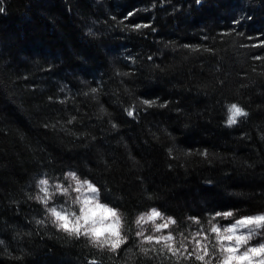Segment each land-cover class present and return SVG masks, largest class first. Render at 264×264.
I'll return each mask as SVG.
<instances>
[{"label":"trees","instance_id":"1","mask_svg":"<svg viewBox=\"0 0 264 264\" xmlns=\"http://www.w3.org/2000/svg\"><path fill=\"white\" fill-rule=\"evenodd\" d=\"M0 9V264L123 260L33 224L42 210L25 192L43 170L88 176L129 225L150 207L177 233L205 232L219 213L264 212V0ZM226 100L249 113L230 129ZM155 248L135 264H203Z\"/></svg>","mask_w":264,"mask_h":264},{"label":"clouds","instance_id":"2","mask_svg":"<svg viewBox=\"0 0 264 264\" xmlns=\"http://www.w3.org/2000/svg\"><path fill=\"white\" fill-rule=\"evenodd\" d=\"M3 11V9H0ZM222 124L233 128L249 115L248 111L238 102L225 101L223 104ZM32 191L25 196L40 206L41 216H33V224L40 229H53L65 241H84L87 248L98 253L124 256L120 264H135L138 255L148 258L149 253L156 251L155 246L148 247L154 235L166 225V217L160 209L150 207L137 212L129 225L128 213L103 199L101 188L88 176L72 168L62 173L50 174L43 170L34 174L30 185ZM233 212L219 213L228 218ZM208 231L215 233L210 258L206 250L203 255L197 253L196 259L203 264H264V212H256L250 216L235 219L232 225L220 223L210 224ZM50 236L52 233H48ZM14 234V239L19 237ZM130 236L135 237V244H129ZM164 240L162 247L171 248L175 238L169 234L157 238V243ZM259 240L258 243L253 241ZM181 248L184 247L180 241ZM0 248L7 251V242L0 239ZM175 253L176 249L171 248ZM89 264H99L97 259Z\"/></svg>","mask_w":264,"mask_h":264},{"label":"rangeland","instance_id":"3","mask_svg":"<svg viewBox=\"0 0 264 264\" xmlns=\"http://www.w3.org/2000/svg\"><path fill=\"white\" fill-rule=\"evenodd\" d=\"M245 217V216H243ZM241 218V217H240ZM235 218L233 216L224 218L223 216L218 215L215 218V221L212 223H220L222 225H232ZM163 222L166 226L160 230L159 233H156L154 235L153 241L150 246L159 247L160 249H165L167 252H169L172 255L184 257L192 253V255L196 258L197 253L203 255V253L207 250L209 252V256H206L205 259L210 258L212 251L214 249L212 248V245L216 243V241L213 239V237L216 235L215 233H210L207 229V231L203 232L200 230H187L185 233H177V229L175 228V222L172 223L171 221L165 219L164 221H158ZM210 223V224H212ZM210 224L207 228H209ZM171 234L175 238V242L171 245V248H175L176 252L174 253L171 248L162 247V245H165L167 242L164 240H160L159 243H157V238L160 236H166ZM180 241H183L184 247L181 248ZM259 240L253 241V243H258ZM203 263V261H201ZM213 264H215V260H213Z\"/></svg>","mask_w":264,"mask_h":264}]
</instances>
